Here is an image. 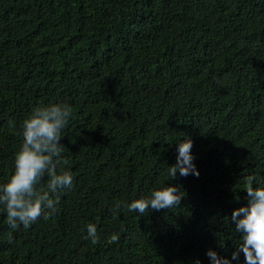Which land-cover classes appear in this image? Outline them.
Masks as SVG:
<instances>
[{"label": "trees", "instance_id": "trees-1", "mask_svg": "<svg viewBox=\"0 0 264 264\" xmlns=\"http://www.w3.org/2000/svg\"><path fill=\"white\" fill-rule=\"evenodd\" d=\"M50 103L73 109V187L28 229L0 205V264H211L208 249L244 264L231 217L245 178L264 182V0H0V183L23 120ZM186 137L199 176L169 180ZM166 184L180 206L113 215Z\"/></svg>", "mask_w": 264, "mask_h": 264}, {"label": "clouds", "instance_id": "clouds-1", "mask_svg": "<svg viewBox=\"0 0 264 264\" xmlns=\"http://www.w3.org/2000/svg\"><path fill=\"white\" fill-rule=\"evenodd\" d=\"M72 107L67 103L40 104L32 107L22 122V143L14 154V173L6 183H0V205L6 213L7 225L18 230L21 226L28 229L41 217L45 221L54 217L58 210L61 194L73 187V175L65 170L69 164L64 158V145L61 143L63 130L68 126ZM15 128V122L9 121ZM193 141L184 138L177 141L176 163L169 167V180L177 172L187 177L199 176L191 153ZM47 180L46 185L42 182ZM247 205L233 210L232 221L235 231L240 233L239 242L235 245L232 259L239 261L243 253L244 264H264V182L259 186L254 176L245 178ZM175 185L166 184L154 188L146 195L129 202H116L111 211L115 216L122 208L129 212L145 216L151 210L172 209L180 206L183 199ZM237 199H239L237 197ZM84 237L93 245L100 243V236L94 223L86 226ZM119 237L111 236L110 243H116ZM9 243H12L9 238ZM206 255L211 264H232V261L219 257L212 249ZM195 264H200L197 259Z\"/></svg>", "mask_w": 264, "mask_h": 264}]
</instances>
